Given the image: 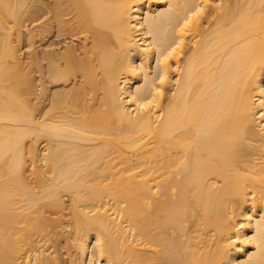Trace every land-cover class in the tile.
I'll list each match as a JSON object with an SVG mask.
<instances>
[{"label":"bare ground","instance_id":"obj_1","mask_svg":"<svg viewBox=\"0 0 264 264\" xmlns=\"http://www.w3.org/2000/svg\"><path fill=\"white\" fill-rule=\"evenodd\" d=\"M0 264H264V0H0Z\"/></svg>","mask_w":264,"mask_h":264},{"label":"rangeland","instance_id":"obj_2","mask_svg":"<svg viewBox=\"0 0 264 264\" xmlns=\"http://www.w3.org/2000/svg\"><path fill=\"white\" fill-rule=\"evenodd\" d=\"M26 56V55H25ZM52 216V215H51ZM54 217H57L58 216V214H54L53 215ZM59 229V227L58 228H55V229H53L52 231H51V233H49L48 235L49 236H51V239L50 240H48V242L51 244V245H53L52 247L53 248H58V251H60V247H59V244H58V239L61 237V235H60V233H55L57 230ZM64 249L66 250V248L64 247ZM56 251H57V249H56ZM57 251V252H58ZM56 252V253H57Z\"/></svg>","mask_w":264,"mask_h":264}]
</instances>
